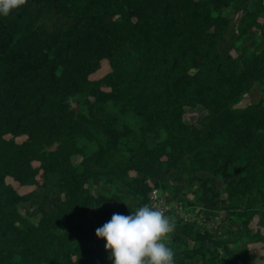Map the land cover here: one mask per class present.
I'll return each mask as SVG.
<instances>
[{"label":"trees","instance_id":"obj_1","mask_svg":"<svg viewBox=\"0 0 264 264\" xmlns=\"http://www.w3.org/2000/svg\"><path fill=\"white\" fill-rule=\"evenodd\" d=\"M263 94L264 0H26L0 17V264H112L95 230L152 189L226 202L220 234L174 222L176 264H247L264 244Z\"/></svg>","mask_w":264,"mask_h":264},{"label":"clouds","instance_id":"obj_2","mask_svg":"<svg viewBox=\"0 0 264 264\" xmlns=\"http://www.w3.org/2000/svg\"><path fill=\"white\" fill-rule=\"evenodd\" d=\"M25 3L26 0H0V17ZM174 227L162 208L145 203L127 215L112 214L95 235L105 240L112 264H176L174 250L165 243Z\"/></svg>","mask_w":264,"mask_h":264},{"label":"rangeland","instance_id":"obj_3","mask_svg":"<svg viewBox=\"0 0 264 264\" xmlns=\"http://www.w3.org/2000/svg\"><path fill=\"white\" fill-rule=\"evenodd\" d=\"M261 41V37L258 32L251 33L246 45L249 47H255ZM243 45L241 42L240 47ZM234 55V54H233ZM107 71V66L104 65L101 71L97 75L104 74ZM96 75V76H97ZM261 95V88L254 86L249 94L244 96L237 107H245L248 104L257 101ZM264 96V94H263ZM199 113H203L200 109L194 111L185 116L187 122H192L198 118ZM81 157H74V164H78ZM211 186L213 189L221 190L224 185L222 181L218 178L211 177ZM188 192V191H187ZM185 198L187 200H192V196L188 193ZM169 201V200H167ZM173 205L171 212L173 222L181 220L182 222L196 223L200 228L207 229L211 232L220 234V232L229 224V217L225 210L226 202L223 198L217 200L216 202L208 206H190L189 204L182 201H169ZM21 214L24 217L29 218V220L36 224L39 219V214H37L34 208H29L24 206L21 208ZM169 215V217H171ZM255 229V226H252ZM167 239L165 243L167 244ZM252 251L253 260L249 261L247 264H264V244H254L249 247ZM242 264V263H241Z\"/></svg>","mask_w":264,"mask_h":264},{"label":"built area","instance_id":"obj_4","mask_svg":"<svg viewBox=\"0 0 264 264\" xmlns=\"http://www.w3.org/2000/svg\"><path fill=\"white\" fill-rule=\"evenodd\" d=\"M148 204L162 208L166 216H171L173 205L166 200L165 196L158 189H152L150 191ZM169 218L172 220V216Z\"/></svg>","mask_w":264,"mask_h":264}]
</instances>
